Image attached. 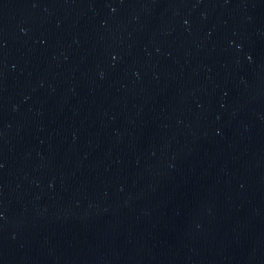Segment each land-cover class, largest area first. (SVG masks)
<instances>
[{"label":"water","instance_id":"1","mask_svg":"<svg viewBox=\"0 0 264 264\" xmlns=\"http://www.w3.org/2000/svg\"><path fill=\"white\" fill-rule=\"evenodd\" d=\"M0 264H264V0H0Z\"/></svg>","mask_w":264,"mask_h":264}]
</instances>
